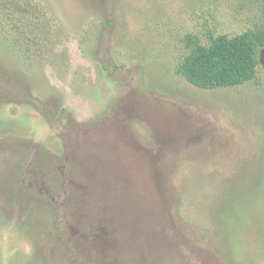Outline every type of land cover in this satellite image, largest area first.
I'll return each mask as SVG.
<instances>
[{"label": "rangeland", "instance_id": "374dc122", "mask_svg": "<svg viewBox=\"0 0 264 264\" xmlns=\"http://www.w3.org/2000/svg\"><path fill=\"white\" fill-rule=\"evenodd\" d=\"M261 14L0 0V264H264V68L216 89L177 72L187 35Z\"/></svg>", "mask_w": 264, "mask_h": 264}, {"label": "trees", "instance_id": "16d2710c", "mask_svg": "<svg viewBox=\"0 0 264 264\" xmlns=\"http://www.w3.org/2000/svg\"><path fill=\"white\" fill-rule=\"evenodd\" d=\"M251 1L261 7L258 22L235 35L209 32L208 44H203L197 35H187L191 50L177 72L201 89L235 87L257 81L261 66L259 54L264 47V0ZM5 12L11 14L13 10L5 8ZM17 12L31 11L25 8L16 9Z\"/></svg>", "mask_w": 264, "mask_h": 264}, {"label": "water", "instance_id": "95a60500", "mask_svg": "<svg viewBox=\"0 0 264 264\" xmlns=\"http://www.w3.org/2000/svg\"><path fill=\"white\" fill-rule=\"evenodd\" d=\"M259 61L264 68V47L260 50Z\"/></svg>", "mask_w": 264, "mask_h": 264}]
</instances>
